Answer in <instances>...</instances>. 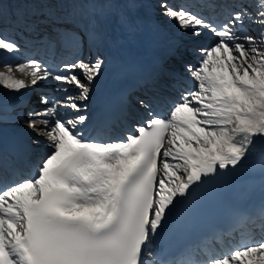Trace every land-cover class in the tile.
<instances>
[{"label": "snow or ice", "instance_id": "1", "mask_svg": "<svg viewBox=\"0 0 264 264\" xmlns=\"http://www.w3.org/2000/svg\"><path fill=\"white\" fill-rule=\"evenodd\" d=\"M26 3L5 11L0 0V53H21L27 41L50 28L51 34L44 31L47 46L59 43L73 58L54 66L34 58L12 64L7 56L0 63L6 69L0 87L19 93L43 82L54 90L38 97L43 108H30L22 119L35 134L32 144L44 143L50 151L28 178L20 169L12 180L0 177V264H264V237L255 235L223 248L204 244L180 259L158 244L228 181L222 173L243 167L257 152L264 180V0L212 5L220 11L209 17L157 0L160 14L190 45L171 41L168 57L178 67L160 64L136 80L140 94L132 100L128 90L121 93L122 117L130 110L145 115L132 133L113 142L87 138L80 130L106 66L96 51L105 39L100 24L114 18L120 31L134 37L145 23L143 0L82 5L66 15L49 0ZM147 22L160 32L159 24ZM206 36L213 42L200 46ZM85 45L96 54L84 56ZM185 52L199 56L196 66L185 62ZM180 68L195 82L193 90L182 89ZM173 93L179 100L169 104ZM61 109L71 115H61ZM6 119L20 120L21 114L0 116ZM9 166L0 153V168ZM258 218L264 225V204ZM216 240L223 243L220 236Z\"/></svg>", "mask_w": 264, "mask_h": 264}, {"label": "bare ground", "instance_id": "2", "mask_svg": "<svg viewBox=\"0 0 264 264\" xmlns=\"http://www.w3.org/2000/svg\"><path fill=\"white\" fill-rule=\"evenodd\" d=\"M107 24V21L102 22ZM126 35L119 30L116 21H110L108 25L107 41L112 47L114 53L110 62H135L141 50L144 47L145 39L136 33L131 39H126ZM121 41L120 43H117Z\"/></svg>", "mask_w": 264, "mask_h": 264}, {"label": "rangeland", "instance_id": "3", "mask_svg": "<svg viewBox=\"0 0 264 264\" xmlns=\"http://www.w3.org/2000/svg\"><path fill=\"white\" fill-rule=\"evenodd\" d=\"M147 1H151V0H147Z\"/></svg>", "mask_w": 264, "mask_h": 264}]
</instances>
